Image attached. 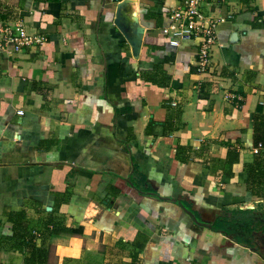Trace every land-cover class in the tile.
<instances>
[{
	"label": "crops",
	"instance_id": "1",
	"mask_svg": "<svg viewBox=\"0 0 264 264\" xmlns=\"http://www.w3.org/2000/svg\"><path fill=\"white\" fill-rule=\"evenodd\" d=\"M181 5L0 0L45 38L0 51V264H264V0L204 8V73Z\"/></svg>",
	"mask_w": 264,
	"mask_h": 264
},
{
	"label": "built area",
	"instance_id": "2",
	"mask_svg": "<svg viewBox=\"0 0 264 264\" xmlns=\"http://www.w3.org/2000/svg\"><path fill=\"white\" fill-rule=\"evenodd\" d=\"M225 0H182L172 15L170 26L163 33L170 38V44L176 48L193 39H200L201 46L196 59V67L204 73L210 68L212 54L217 41V26L212 17H206L202 11L208 6ZM44 37L28 32L22 22L0 24V51L5 53L21 52L41 44Z\"/></svg>",
	"mask_w": 264,
	"mask_h": 264
},
{
	"label": "trees",
	"instance_id": "3",
	"mask_svg": "<svg viewBox=\"0 0 264 264\" xmlns=\"http://www.w3.org/2000/svg\"><path fill=\"white\" fill-rule=\"evenodd\" d=\"M3 12V11H2ZM2 14H4L5 15V13L3 12ZM6 15H8L7 17H9L10 18V14H6ZM70 233H73V234H80V231L79 230H74V231H70ZM19 249H22V248H19ZM32 255H31V257H29V261L30 260H34V259H36L37 261H39V262H41V263H44L46 260H44V261H40V257H42V255H45V252H43L42 250H35V248H33V250H32V253H31Z\"/></svg>",
	"mask_w": 264,
	"mask_h": 264
},
{
	"label": "water",
	"instance_id": "4",
	"mask_svg": "<svg viewBox=\"0 0 264 264\" xmlns=\"http://www.w3.org/2000/svg\"><path fill=\"white\" fill-rule=\"evenodd\" d=\"M233 39H234V37H233Z\"/></svg>",
	"mask_w": 264,
	"mask_h": 264
}]
</instances>
